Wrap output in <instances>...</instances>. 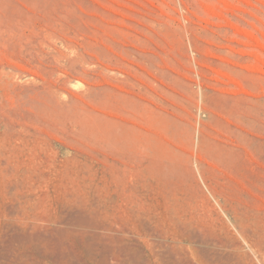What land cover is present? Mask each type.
Wrapping results in <instances>:
<instances>
[{
    "label": "rangeland",
    "instance_id": "obj_1",
    "mask_svg": "<svg viewBox=\"0 0 264 264\" xmlns=\"http://www.w3.org/2000/svg\"><path fill=\"white\" fill-rule=\"evenodd\" d=\"M0 264H264V0H0Z\"/></svg>",
    "mask_w": 264,
    "mask_h": 264
},
{
    "label": "bare ground",
    "instance_id": "obj_2",
    "mask_svg": "<svg viewBox=\"0 0 264 264\" xmlns=\"http://www.w3.org/2000/svg\"><path fill=\"white\" fill-rule=\"evenodd\" d=\"M20 187V186H19ZM21 188V187H20ZM79 218V217H78ZM258 248V247H257Z\"/></svg>",
    "mask_w": 264,
    "mask_h": 264
}]
</instances>
